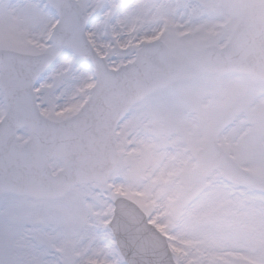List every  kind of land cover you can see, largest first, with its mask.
Wrapping results in <instances>:
<instances>
[{"label": "snow or ice", "instance_id": "6c2138e0", "mask_svg": "<svg viewBox=\"0 0 264 264\" xmlns=\"http://www.w3.org/2000/svg\"><path fill=\"white\" fill-rule=\"evenodd\" d=\"M0 264H264V0H0Z\"/></svg>", "mask_w": 264, "mask_h": 264}]
</instances>
